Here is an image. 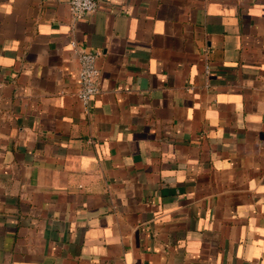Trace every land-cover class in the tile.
Returning a JSON list of instances; mask_svg holds the SVG:
<instances>
[{
  "label": "crops",
  "instance_id": "0c3cea01",
  "mask_svg": "<svg viewBox=\"0 0 264 264\" xmlns=\"http://www.w3.org/2000/svg\"><path fill=\"white\" fill-rule=\"evenodd\" d=\"M99 1L0 0V264H264V0Z\"/></svg>",
  "mask_w": 264,
  "mask_h": 264
},
{
  "label": "built area",
  "instance_id": "2783aa9c",
  "mask_svg": "<svg viewBox=\"0 0 264 264\" xmlns=\"http://www.w3.org/2000/svg\"><path fill=\"white\" fill-rule=\"evenodd\" d=\"M99 7V0H70L71 13L76 19L95 14ZM99 56V53L78 50L80 62L78 98L86 108L90 107L91 102L100 92V70L97 66Z\"/></svg>",
  "mask_w": 264,
  "mask_h": 264
}]
</instances>
